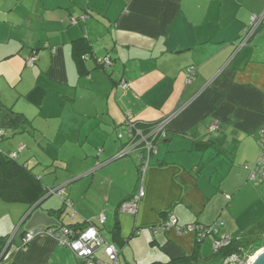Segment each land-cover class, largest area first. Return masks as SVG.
Returning <instances> with one entry per match:
<instances>
[{
	"label": "crops",
	"instance_id": "crops-1",
	"mask_svg": "<svg viewBox=\"0 0 264 264\" xmlns=\"http://www.w3.org/2000/svg\"><path fill=\"white\" fill-rule=\"evenodd\" d=\"M253 14L264 0H0V153L64 196L0 198V239L13 243L0 264H88L24 236L100 215L123 264H191L196 250L212 264L223 236L264 241V181L249 180L264 143V26L238 49ZM130 114L145 126L170 118L144 173L141 150L119 156ZM141 186L137 214L122 213ZM170 215L219 232L199 244L167 229Z\"/></svg>",
	"mask_w": 264,
	"mask_h": 264
},
{
	"label": "built area",
	"instance_id": "built-area-1",
	"mask_svg": "<svg viewBox=\"0 0 264 264\" xmlns=\"http://www.w3.org/2000/svg\"><path fill=\"white\" fill-rule=\"evenodd\" d=\"M263 26L264 15L253 14L251 16L250 24L242 31V37L238 44V49L247 46ZM36 59L37 54L35 51L28 60V65L31 67L34 66ZM103 64V66L108 67L111 65V60L108 58ZM188 76L192 79V73H189ZM121 86L127 88L128 84L123 82ZM169 121L170 118L153 125L145 126L135 122L132 114L128 115L125 121L128 142L124 145L119 156L126 155L132 150H141L143 163L141 169L143 173L146 172L150 159L156 151V140L159 136L164 137L166 135V126ZM2 137L3 133L0 132V140ZM118 138L119 140H123V135L119 134ZM11 157L15 158L14 155ZM249 171V180L252 183L260 185L264 181V143H262V151L259 158L253 167H249ZM49 193L58 195L60 198L64 199L62 188L55 190L52 189ZM144 196L145 190L141 186L137 195L120 205V211L122 213L136 215L139 204ZM65 204L69 207L72 206V203L69 200H65ZM106 223L107 217L105 215H100L95 221H90L82 227L62 226L49 229L38 228L25 234L24 246L33 241L36 237L45 235L54 239L58 246L70 249L77 259L87 261L88 264H123L120 261V248L114 243L108 242L102 236L100 228ZM219 226L220 223L217 222L212 226L193 224L186 227H180L176 217L173 215H170L165 223L167 229H176L180 235L190 232L194 233L199 244L204 242L205 239L212 234H218ZM232 241L233 239L227 236H223L219 240L214 241V254H220L223 249H226L231 245ZM99 250L104 251L107 260H102L96 257V253ZM256 253L246 252L243 254H232L223 257L219 261V264H248Z\"/></svg>",
	"mask_w": 264,
	"mask_h": 264
},
{
	"label": "trees",
	"instance_id": "trees-1",
	"mask_svg": "<svg viewBox=\"0 0 264 264\" xmlns=\"http://www.w3.org/2000/svg\"><path fill=\"white\" fill-rule=\"evenodd\" d=\"M82 56L84 55L79 57V62H82ZM50 190L44 187L43 183L37 179L31 170L24 167L15 158L0 153V198L3 201L9 203L23 202L32 206L45 197ZM112 234L115 240H119L120 229L118 224L113 229ZM8 241V238L0 239V262L5 259L12 247L13 243L9 244ZM263 247L264 241L243 244L239 240L233 239L230 246L223 249L220 254L213 253L208 260L214 258L220 261L223 257L232 254H243L248 250H250V253H256ZM199 255L200 252L196 250L194 255L196 258L191 261V264L200 263ZM184 260L171 261L167 264H179V262L182 264ZM189 262L190 260L183 264H190Z\"/></svg>",
	"mask_w": 264,
	"mask_h": 264
},
{
	"label": "water",
	"instance_id": "water-1",
	"mask_svg": "<svg viewBox=\"0 0 264 264\" xmlns=\"http://www.w3.org/2000/svg\"><path fill=\"white\" fill-rule=\"evenodd\" d=\"M248 264H264V247L254 255Z\"/></svg>",
	"mask_w": 264,
	"mask_h": 264
},
{
	"label": "rangeland",
	"instance_id": "rangeland-1",
	"mask_svg": "<svg viewBox=\"0 0 264 264\" xmlns=\"http://www.w3.org/2000/svg\"><path fill=\"white\" fill-rule=\"evenodd\" d=\"M210 262V261H209ZM212 264H219L218 261L212 262Z\"/></svg>",
	"mask_w": 264,
	"mask_h": 264
}]
</instances>
